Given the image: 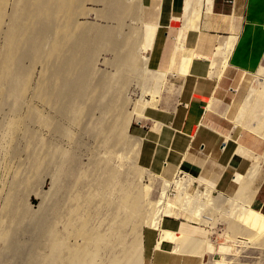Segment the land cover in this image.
I'll return each mask as SVG.
<instances>
[{
	"label": "rangeland",
	"instance_id": "rangeland-1",
	"mask_svg": "<svg viewBox=\"0 0 264 264\" xmlns=\"http://www.w3.org/2000/svg\"><path fill=\"white\" fill-rule=\"evenodd\" d=\"M13 1L14 2L11 4L12 0H8V3H7L8 8L6 7L5 11H4L6 18H4V20L2 21L5 23H1V25H0V26H2L1 29L4 30V31H2L0 29V32L2 31L1 32L2 34L0 33L1 34L0 35V51L2 50V47L4 44L2 42V40L5 39V37H4V39H3V37H1L3 35V33L5 34V32H6V30L4 28L8 29L9 25L12 23V21L15 22L14 20L18 19L20 22H22V20H20L19 18L24 16L23 14H24V12L26 13V11L27 12L30 11V13H26L28 16H30V17L32 16V18L28 17V18H30V20H32L33 17H34V19L38 17L39 20L35 19L36 21L30 22L31 24H29V25L27 23L29 28L26 27L27 25L25 26V23H26V21H30V20H28V18L25 20V22L23 20L24 23H22L21 25H24V27L26 29L24 27H22L21 29L24 28L23 31L25 32L28 28V30H27L28 32H26L27 36L24 34L25 35V37H24V35H23L24 39L21 42V44H20V42L17 44V45H19V47L16 46L17 51L15 49V54H16L14 56L15 61L13 60V62H15V63H13V65L15 64L16 66L12 65L11 66L12 69H10V72L13 71L12 72L13 74L8 75V77H11V78H8V77H7V79L4 78L5 80L1 79L3 77L0 78V134H2V135H0V264H46V261H44V260L47 259V257L50 255L49 253L51 252L50 251L51 248L49 246L50 245L49 244L50 237H48V235H50L51 232L52 233L55 232L56 238L61 239V241H63V242L66 241L64 243L65 245L71 246V245L75 244L76 242H77L76 244H78V243H80L81 238L78 239L79 237L76 236L77 234H75V232H76L77 226L79 225V223H78L79 219L84 218V219H87L86 221L89 224L88 225L89 229H92L94 231L100 230L99 233L107 234L108 231L107 230L105 231V229H107V226H108V228L111 227L110 225L115 226V224H113V223L111 224V222H112V220H114L117 217V215H119V212L117 213V211H114V209H115L114 204L117 201V199L119 198L118 196H120L119 194L121 193V189H125V186H127L132 191L133 190L137 191V190L141 189V186L148 185L149 184L148 182L150 181V184L148 186H150L151 190L146 195V197H147V198L145 197L146 200H144L145 199L144 198V199H142V202H144L143 204H146L148 197L150 198L149 199L150 201H153L152 200L153 197H154V199H156V197H157L156 195H158V192L160 190V187H159L160 182L157 181V179H150V172L149 171L154 169L153 166L160 165L159 161L154 162V160L165 158L164 156H165L166 146H163V145H165L164 143H166V141H169V140L167 138L166 139H158L157 138L159 136L156 135L153 131L154 129H152L153 128L152 120H156L158 122L164 123L165 125L171 127L169 125V122L171 121L172 115H173V113H175V109H176V107H178V103H180V104L183 103L185 97L187 96V92H186V90L183 86V82L179 76H177V75L166 76V78L164 80V84L161 87V89H163V90L160 91V95H159L160 98H158L157 109L156 108L155 109H149L148 108L145 111V115L147 116L148 119L132 118V120H130L129 126L126 128V131H125L126 137L125 136L124 137L126 138L125 139L126 141L123 139L124 142L120 140L121 142L118 141L120 143H118V142L112 143V142H116L115 140L111 141V139L114 138L113 131L108 132V130H106L107 131L106 132L104 129V131H103L104 135L103 134L101 135L103 129H101L99 126L102 124L101 125L102 127L105 125L107 128V126L109 127V125H113L115 122H116V124H118L119 119H118V117L116 118L117 115H115V114L117 112H118L117 114H119V111H122V110L124 112H128V111L132 110L133 101L136 100L137 98H139L140 91L145 89L144 88L145 84H146L145 87L147 88V85L149 87L151 82H150V80H148L150 78V76H148L147 74L144 75V77H143V76H138V75H141L138 72H135V73L134 72H128L127 73V72L121 71L122 70L121 68H118L116 70V68L119 67L120 56L123 54L124 49H123V51H122V49L120 50V51H122V54L120 53V55H119L118 54L119 49H118V51H116V49L114 47V43L116 44V42L112 41L111 37H113L114 31L117 33L119 31L118 35H120L121 37L124 38L125 37L124 34H126L125 32H128L127 28H129L131 26H132V28H133V26H134V28H138L139 26L137 25L135 27V25L130 24V20H129L130 16L128 14H126L129 16L128 18L123 15L125 18H122V19H124V20H122L120 17L119 18L117 17L119 19V22H120V20H121V22H124V23H122V24H124L123 26H122L121 22L118 26L117 18L115 16H112V14H110L111 9H112L111 6L113 4L110 6V3L108 4L109 1L103 0L104 1L103 2L100 0L99 1L96 0V2H95V0H83V1L79 0L80 4H81L80 7H79L80 4H78L79 2L75 1L74 5H73V9H72V11L75 14L73 15V12H72V17L69 20V24H66V26L68 25L67 29L70 30L72 27V30L71 31L66 30L68 33V37L66 36L67 34H64L66 37H64V35H62L64 38L61 36L62 40H61V37H60V39H58V41L59 40L60 41L59 42L57 41V42H58V45L59 44L61 45V47H60L61 50H60L58 55H55V57H53L54 59L51 58V60H50L48 58L45 59V56L42 55L44 53H41L40 50L43 49L42 52H44V50L46 51V48L48 47V44H49L48 40L50 37L49 36L50 33L47 32V30L51 31V28H53L54 26H55L54 28H56L58 23L60 24L63 21V20L61 21V19L60 20L58 19L59 17L61 18V16H59L56 19H58L61 22H57V25L55 24L53 26L54 21L56 19H55V17L53 19L51 17H49L50 16V14H49L50 13V7H47V8L45 7V6H49L55 0L54 1L53 0H51V1L47 0L46 4L44 3V5H43L44 9L46 8L47 11L49 12L48 13L49 15L48 16L46 15L47 17L44 16L45 13L43 16L39 15V16L35 17L34 13H33L34 10H32V7L34 9L35 6H36L35 9H37L38 7L36 4H38L39 2L41 3L42 0L41 1L36 0V2H35V0L34 1L32 0L33 2L31 0H28V1H30L29 3L27 2V5H26L28 7L25 6L27 9L26 8L22 9V10H26V11H22V10L19 11L20 6H21L20 4H22V3H20V2H22L21 0H20V2H18L17 0H16L17 2L15 0H13ZM117 1H119V0H115L114 2H117ZM121 1H122L121 3L123 5H125L124 4L125 0L124 1L121 0ZM130 1H128V2L130 3ZM152 1H154V0H152ZM133 2H135V0H132L131 3L133 4ZM141 2H142L141 3L142 4L141 5V22L144 25L145 24L144 12H145L146 8L148 7V3L149 2L151 3V0H141ZM30 3L31 4L33 3L32 6H30L31 5ZM154 3L150 8H152V9L156 8L157 2H154ZM13 4H14V7L12 6ZM34 4H35V6H34ZM39 4H38V6H39ZM238 4H240V3H238ZM82 5H83V8H81ZM11 6H12V8H11ZM51 6H53V5H51ZM17 7H18V9H17ZM11 10H12V12H14L12 14L13 15L15 14V16H18V15H16L18 12L20 13L22 11V13H20L18 18L16 19V18H13L15 16H12V14H10ZM17 10H18V12H17ZM31 13H33V15H31ZM9 14L12 17H10ZM5 16H3V17H5ZM40 16H41V18H40ZM109 16L111 18H109ZM7 18H9V19H7ZM21 19H23V18H21ZM8 20H11L9 22L10 24L7 23ZM18 20H17V22H18ZM58 20H56V21H58ZM39 22H40V24H39ZM73 23H76V27L73 26L74 25ZM5 24L8 25V27H5L6 26ZM13 25H14V23L12 24V26L10 25L11 29L13 28ZM30 25H32V26H30ZM84 25L85 26L87 25V26L85 27ZM104 28H106V30ZM112 28H114V29H112ZM44 29H45V31H44ZM29 31L31 32V34ZM118 35L115 34L116 37ZM120 36H118L117 38L120 39L121 38ZM40 37H42V38H40ZM123 38H121V39H123ZM132 38H134L133 40H135V41L137 39L134 36ZM132 38H131V41H132ZM63 39H65V40H63ZM83 39H84V41H83ZM121 39H120V41H121ZM81 40L83 41L84 44L82 43ZM62 41H64V42H62ZM40 42L43 43L42 44L43 46L41 45ZM33 43H34V45H33ZM74 43H76V44H74ZM117 43H118V41H117ZM128 44L130 45L129 41H128ZM20 45H22V46L20 47ZM36 46L38 47L37 49L39 51H37V49L33 50L34 48H36ZM39 46L41 49H39ZM44 46H45V48H44ZM58 50H59V48H58ZM19 51H20V53H19ZM1 53L2 52H0V58H1ZM82 53H84L85 56ZM39 54H40V56H39ZM138 54H139V56L145 57L146 49H143V48L140 49L138 51ZM82 55L84 58L82 57ZM42 56H43L44 60H43V58H41ZM87 56H88V59H87ZM37 57H39V58H37ZM90 59H91V61H90ZM31 60L34 61L35 63L31 62ZM52 61H54V62H52ZM91 66H92V68H91ZM26 69H28V70H26ZM41 69L43 71H41ZM59 69H60V71H59ZM38 72H39V74L40 73L43 74L42 77H40L41 74L38 75ZM108 72H110V73H108ZM91 75H93V76H91ZM110 75H112V76H110ZM23 76L27 80L26 81L27 85L25 84L26 85L25 91H24V89L21 90V88H20L21 85H19L21 80H25L23 78ZM107 76H109V77L106 78ZM17 77H19V78H17ZM28 77L30 78V80ZM252 79L253 78H251V80ZM36 80H37V82H36ZM67 81L68 82L70 81V82L68 83ZM50 83H52V84H50ZM87 84H89V86ZM16 85H18V87ZM37 85L39 87H37ZM61 86H63V87H61ZM248 86H249V84L247 85L246 89L248 88ZM40 87L43 90V92L46 93L47 95L46 94L39 95V94L43 93L41 90L39 92ZM120 88H121V90H120ZM141 88H143V89H141ZM176 88L177 89L180 88V90H178V93H176ZM36 89H37V91H36ZM21 91H23L22 94L20 93ZM55 91H57V92H55ZM18 92H19V96H18ZM37 92H39V94ZM115 93H116V95H115ZM35 94H37L39 96V98H38V96H35ZM82 94H84V95H82ZM42 96H43V98L46 97L45 100L48 102H46L44 100L42 101V99H43ZM30 97L32 99H30ZM40 98H42V99H40ZM116 98H117V100H116ZM148 98H149L148 96L145 97V99H148ZM17 101H18V103H17ZM256 101L258 102V107H257L258 110H257L256 114L252 115V117H251L253 122H251V119H250L246 124H244L243 127H241V128L239 127L237 129V131H234V133H237L240 130V131L248 133V135H250L255 141H257V142L260 141V142L264 143V137H262V135L264 136V98L261 95H259L256 98ZM90 102H92V103H90ZM123 102H126V103L128 102V103L126 104ZM82 103H84V104H82ZM118 103H119V105H118ZM121 104H122V106H121ZM123 106H125V107H123ZM117 107L119 108V110ZM33 108L35 110L37 109V111H35L37 114H38V110L40 109L39 114L45 115L44 118L42 117V121L40 123L36 122L38 118L36 117L37 114L35 115ZM111 109L113 110V113L111 112ZM89 111H91V113ZM85 112H86V114H85ZM113 117H115L116 120ZM14 118L19 119V121H18L19 124H18V122H16V126H18V127L16 128L15 126L12 125L11 126L12 130H11L10 125L8 126V123L11 119H14ZM60 118H61V120H60ZM111 118H113V119H111ZM43 119H45L46 122ZM104 120H105V122H104ZM109 121H110V123H109ZM42 122H43V124H41ZM85 123H87V124H85ZM84 126H86V127H84ZM28 127H29V129H28ZM13 129H14V131H13ZM99 130H101V132ZM97 131H98V133H100L98 136H97ZM105 132H106V134H105ZM93 133H94V135H93ZM108 133H110V134H108ZM67 136H68V138H67ZM110 136L112 138H110ZM128 138H129V140H128ZM232 139H234V138H232ZM132 140H133V142H132ZM137 140L139 141V143ZM102 141H103V144H102ZM106 141H108V142H106ZM105 142L107 144H105ZM52 143H54V144H52ZM104 144H105V146H104ZM106 149L109 151L114 150L115 152L113 151V152H111L112 153L111 154ZM131 150L132 151L134 150V151L132 152ZM107 152H109V153H107ZM42 153H43V156H42ZM97 153H98V155H97ZM137 153L139 155H137ZM102 154H106V155H102ZM107 154L110 156H108ZM117 154H118V156L115 157ZM248 156H249V159L247 161L248 163L246 164L247 166L249 163L252 162V157H254L253 162L255 160V164L258 165L256 175H255V179H254V182L252 185L254 188L257 187L258 189H257V192L255 194V198H254L253 202L251 203V207L255 210H260L262 213H264V204H263V202H264V160H263L264 159V150H263V152H260L257 154L253 153V156L252 155H248ZM108 157L110 159L111 158L112 159L108 160L109 159ZM127 157H129V158H127ZM227 157H228V154L223 155V158H227ZM256 157L258 159H255ZM88 158L90 159V161L87 160ZM152 159H153V163H152ZM108 161H109V163H108ZM102 162L104 164L106 163L105 165H107V166L104 167L105 165ZM100 163H102V164L100 165ZM31 164H33V165H31ZM251 165L252 164H250V167H251ZM96 168H97V170H96ZM100 168L108 170V171H106V174H105V171L104 170L102 171ZM135 168H137V169H135ZM155 168L158 169L157 167H155ZM112 170L113 171L116 170L117 173L113 172ZM119 170L120 171L124 170V173L122 172V174H121V172ZM77 171H78V173H77ZM100 171L103 174L100 173ZM159 171H160V168H159L158 172H155V173H159ZM109 172L110 173L113 172V176L116 175V177L118 176L119 179L115 178V177L112 178V176L110 175ZM127 172H129V173H127ZM135 172H137V173L135 174ZM217 172L218 171L215 170L216 174H217ZM88 173H89V175H88ZM215 173H211L210 175L208 174L207 176L202 173V175H204L203 176V182L205 183L204 185L199 184L196 180H192V182H189V176L185 175L183 172H180V171L175 172L174 180H179L185 184L187 182V184L185 186L186 192L191 197H195L193 195L197 194L198 191L203 192V190H205L204 189L205 185L208 188L212 189L210 191L211 193H209L208 199L209 200L210 199L216 200L215 204L217 202L220 207H218V204H217V207H213V206L211 207V205H210V207H209L210 209H208V210L212 211V212L209 213V216H207L208 218H206L207 214L204 216V218L206 220L208 219L207 222L210 221L216 225L212 224L213 226L211 225L212 227H210L209 224L198 225L195 223L187 222V221H185V217L183 214H181L180 216L179 215L176 216V212L180 213V211L176 210V207H175L176 205L173 208L174 210H172V212H173L172 217H167V218L171 219V220H175V221L182 220V221H185L187 223L194 224V225H196V227H198L201 234H203V235H200L198 237L204 238L205 240H207L205 242H208V243L205 245L209 244V247L208 246H206V247L202 246L203 248H206L208 250H206V249L203 250L204 253H202L203 255H202V257H200V259H199L200 262L198 264H212V263L213 264H255V263L256 264H264V256H263L264 255V235L263 234L259 235L263 239H261L256 234L254 235L252 233V235H251V232H253V229L251 228V230H250V228H249V230H247V228L245 227L247 225L243 224L242 222H240V224H237V223H239L238 222L239 220H236L237 218L235 217L237 212L235 211L236 214H234V210H236L238 208V206L239 207H240V205L242 206L241 200H238V201L233 200L234 199L233 193H234V190L236 188V183H237L238 179L241 177V175L237 176L236 179L226 189V191L223 192V190L220 189L221 184L216 186L215 183L211 182L209 179L212 177L216 178L217 176ZM79 174H81V175H79ZM242 174H244V173H242ZM245 175L247 176V178L245 180L246 183H245V185H243L242 190L240 191V192H242L243 196H244V191L247 187V184L251 178L249 174L245 173ZM76 176L80 179H78ZM102 176H104L106 179L103 178ZM106 176H108L109 178L111 177L110 183H111V187L112 188L114 187V190L111 187L106 188V185H105V184H107L106 180L109 179ZM133 177L135 178V180ZM87 178H89V179H87ZM98 178L102 179L103 181L98 179ZM131 178H133V179H131ZM92 179L93 180L95 179V180L93 181ZM114 179L116 181L119 180L120 182L118 181L119 183L117 184V182ZM99 180L103 183L105 182L104 186L102 185L104 188L101 185H99L100 184ZM112 180H114V182H112ZM109 181H110V179L108 180V183H109ZM152 182H153V184H152ZM156 182H157V184H156ZM126 183L129 185H127ZM137 183H139V184H137ZM81 184H85L86 186L81 185ZM172 184H170L169 187L167 188L169 190H166V198H168L169 202H172L173 197L176 196V190L174 191V189H176V186L174 183H172ZM226 184H227V182H226ZM80 185L82 186V188ZM108 185L110 186V184H107V186ZM87 186H88V188H87ZM119 186H121V187L119 188ZM139 186H140V188H139ZM157 186L159 188H157ZM100 187H102V188L100 189ZM128 188H126V189H128ZM136 188H138V189H136ZM85 189H86V192H85ZM100 190H103V192ZM118 190H120V192ZM78 191L80 192V194L81 193L82 194L81 195L78 194L79 193ZM89 191H91L93 194ZM96 191H98V192L100 191L102 193V194L100 193V195L102 197L101 199H100L99 194H96V197H94L95 193H98ZM84 192L89 193V197H88V194H84ZM105 192L106 193L109 192L110 195H109V193L106 194ZM90 193H91V195H90ZM174 194H175V196H174ZM76 195H77V197L80 195V197L77 198V197H75ZM92 195H93L94 199L91 198ZM107 196H109L108 200L106 199ZM104 197H105V201L103 199ZM96 198H97V200H96ZM230 198H231V201H230ZM83 199H85V200H83ZM102 199H103V201H102ZM109 199H110V202H109ZM217 199L219 202L217 201ZM69 200H71L72 202ZM75 200H77V201L79 200V201L76 202ZM106 200H107V202H106ZM73 201H75V203ZM82 201H84V203ZM104 202H106L107 204L110 203L114 209L111 208L110 204H109V206H106L107 204H105ZM210 202L211 201H209V204L212 203V202L211 203ZM87 203H88V205H87ZM71 204H73V205L71 206ZM74 204H76V205H74ZM262 204H263V206H262ZM89 205H92V206L90 207ZM236 205H238V206L236 207ZM87 206H89V208H87ZM143 206H145V205H142V208H143ZM71 207H73V208H71ZM78 207H80L79 208L80 210L78 209L79 212L76 210L78 212V213H76L74 209H77ZM83 207H86V209ZM94 207H97V208H95L96 210H94ZM99 207H101V210ZM107 207H108V209H106ZM146 207L147 208H145V209L143 208L144 209L143 211L149 212L150 208L148 209V207H150V206H147V204H146ZM71 210H72V213H71ZM106 210H108V211H106ZM238 210H239V208L237 209V211ZM82 211L84 214L82 213ZM112 211H114L113 213H116V216H115V214L113 215ZM106 212H107V215L111 214L109 216L111 218H109L106 215ZM144 212H143L142 216H144V214H145ZM238 213H239V211H238ZM71 215H74V216H71ZM86 215H87V217H86ZM145 215H147V214H145ZM42 216H44V217H42ZM114 216H115V218L113 219ZM95 217H97V218H95ZM104 217H105V219H104ZM146 217L147 216H145L144 218H146ZM227 217H229V218H227ZM44 218L46 219V221ZM88 218H89V220H88ZM167 218L163 217L161 222H160V225L165 229H167L166 228L167 226H166V224L163 225V222L166 223L165 220H168ZM66 219H68V220H66ZM70 220H72L71 223H73L72 227L70 226L71 224L69 223ZM94 220H95V224H93ZM90 221H92V222H90ZM107 221H108V224H107ZM232 221H234V222H232ZM235 221H236V223H235ZM229 222H230V224H229ZM63 223L65 224V226ZM76 223H78V224H76ZM102 223H104V224H102ZM67 224H68V226H67ZM231 224L233 227L238 226V225H239V228L242 227L241 230L243 233H241L240 236L234 235L235 233L231 232V228H232ZM235 224H237V225H235ZM241 224H242V226H240ZM230 226H231V228H230ZM75 227H76V229L73 230L72 228H75ZM94 227L97 229H94ZM168 227H170V226H168ZM208 227H210V228H208ZM49 228H50V231L52 230L51 232L49 231L50 234L47 232L49 230ZM137 228H139L138 231L134 230L131 225L124 226L122 228V233H121V236L125 235V237L122 238L123 242L121 241L123 243V245L115 242V244L113 246H114V248H116L115 247V245H116L117 248L115 250L111 249V251H110V252H112L111 254H110L109 250L107 249L108 250L107 251L104 246L103 247L99 246L98 252L99 251H100L99 253L103 252V254L97 253V257L99 258L98 263H100V262L102 264L107 263V261H109V258L112 257L113 255H114V257L115 256L119 257V254H120L122 248L126 247V245L129 246V244H131L132 241L135 239V236L137 234H134V233H137V232L140 233L141 232L140 237L142 239L141 238L140 239L142 240V242H141L142 246L140 245L141 246L140 248H142L143 250L141 249L142 253L139 254L140 255L139 258L140 257H141V259L145 258L144 264H149V263L150 264H167L164 257L160 260L159 259H153V258H148L144 253L146 251V243H144L145 247L143 248V234L146 231L153 233L154 237H157L156 238V242H157V240L159 238V232L155 229L147 228L143 224L142 225L140 224V226ZM62 229H63V231H65L64 234H63ZM71 230L74 232H72ZM103 230L105 232H103ZM169 230L172 232H176V230L171 228V227L169 228ZM245 231L247 234L245 233ZM68 232H69V234H68ZM181 233H183V232H181ZM70 234L72 235L71 236L72 238L70 237ZM248 234H249V236H248ZM68 235H69V238H68ZM250 235L253 237H251ZM201 236H203V237H201ZM73 238H74V240H73ZM67 240H70V241H68V243H67ZM153 241H154V239H152V241L149 242L150 245ZM124 242H125V244H124ZM161 242L162 243H164V242L173 243V241L171 242L170 240H162ZM162 243H161V245H162ZM173 244L175 246V243H173ZM144 249H145V251H144ZM257 249H259V250H257ZM61 250H60V252L61 253L63 252L61 256H63V258L66 259V254L67 255L69 254L67 249H66L67 253L65 252V248H62ZM259 252H261V253H259ZM105 253H106V255H104ZM116 253L117 254L119 253V254L117 255ZM64 254H65V256H64ZM33 255H35L36 257ZM164 255H167V254L165 253ZM40 259L41 260L43 259V260L41 261ZM163 259H164V261H162ZM33 260H35V261H33Z\"/></svg>",
	"mask_w": 264,
	"mask_h": 264
},
{
	"label": "bare ground",
	"instance_id": "bare-ground-1",
	"mask_svg": "<svg viewBox=\"0 0 264 264\" xmlns=\"http://www.w3.org/2000/svg\"><path fill=\"white\" fill-rule=\"evenodd\" d=\"M16 1V0H15ZM18 2H20V0H17ZM16 1V2H17ZM22 2H20V3H22V4H20L21 6H20V9H19V11L20 10H22V9H25L26 7H28V6H26L27 5V2L29 3L30 1H28V0H21ZM32 1V0H31ZM34 1V0H33ZM32 1V2H33ZM38 1V0H37ZM39 1H41V0H39ZM46 1L47 0H42V2L39 4L38 2V4H39V6H38V4H36L37 5V9H35L36 8V6H35V4H34V6H35V8L33 9V7H32V10H34L33 11V13H34V16L35 17H37V16H39V15H41V16H43L44 15V13H45V15L44 16H48L49 14H50V16L49 17H51L52 19L55 17V19L56 18H58L59 16H61V18L59 17L58 19L60 20L61 19V21H59L58 19H56V20H58V21H54V24H53V26L56 24L57 25V22H61L60 24L58 23V25L56 26V28H51V31H48L47 30V32H49L50 33V37H49V40H48V47L46 48V51L44 50V52H42V50L43 49H41L40 48V46H39V49H41L40 51H41V53H44V54H42V55H44L45 56V59L46 58H48V59H50L51 60V58H53V57H55V55H58L59 54V52H60V50H61V45L59 46L58 45V42L60 41H58V39H60V37L62 36V35H64V34H67L66 36L68 37V33H67V31L66 30H68L67 28H68V25L66 26V24H69V20H70V18L72 17V9H73V5H74V3H75V1L77 2H79L78 4H80V1L79 0H53L54 2L53 3H51L49 6H45L46 8L47 7H50V13L47 11V9L45 8L44 9V3L46 4ZM51 1V0H50ZM83 1V0H82ZM99 1V0H98ZM100 1H103V0H100ZM106 1H109L108 2V4L110 3V6H111V12H110V14H112V16H115L116 18L118 17H120L121 19L122 18H125L124 16H126L127 18L130 16V24L131 25H135V27L138 25L139 27L138 28H134V26H133V28H132V26L131 27H129V28H127L128 29V32H125L126 34H124V38L123 37H121L120 35H118V33H119V31H118V33L117 32H115L114 31V34H113V37H111L112 38V41H114V42H116V44L114 43V47H115V49H116V51H118V49H119V51H118V54L120 55V53L122 54V51H123V49H124V51H123V54L120 56V60H119V67H117L116 68V70L118 69V68H121L122 70L121 71H124V72H138V73H140L141 75H138V76H143L144 77V75H148V76H150V78L148 79V80H150V82H151V84L149 85V87H148V85H147V88L145 87L146 86V84H145V86H144V88L145 89H143V88H141V89H143L142 91H140V94H139V98H137L136 100H134L133 101V103H132V105H133V108H132V110H130V111H128V112H124L122 109V111H119V114H115V115H117L116 116V118L118 117V119H119V121H118V124H116V122L113 124V125H109V127L107 126V128H106V126L104 125L103 127L100 125L99 127L101 128V129H103L102 130V133H101V135L104 133L103 131H104V129H105V131L106 130H108V132H112L113 131V134H114V138L113 139H111V141L112 140H115L116 142H112V143H117L118 141H123L124 142V140L126 139L125 137V131H126V128L129 126V124H130V120H132V118H135V119H140V118H142V119H148L147 118V116L145 115V111L149 108V109H157V103H158V98H160L159 97V95H160V91L161 90H163V89H161V87L163 86V84H164V80H165V78H166V76H168V75H172V74H170L169 72H167V71H163V70H158V69H150V68H148V66H147V59L148 58H146V56L144 57V56H139V54H138V51L140 50V49H145V46L147 45V43H148V31H146L145 29V24L143 25V23L141 22V0H135V2H133V4L131 3L132 2V0L130 1V0H123L124 2V4L125 5H123L121 2V0H119V1H117V2H114L115 0H106ZM128 1H130V3L128 2ZM14 1L12 0V2H11V4L13 3ZM15 2V3H16ZM35 2H36V0H35ZM49 2V1H48ZM85 2V1H84ZM94 2V1H93ZM95 2H96V0H95ZM94 2V3H95ZM104 2V1H103ZM7 3H8V0H0V25H1V23H5V22H2L3 20H4V18H6V16H5V14H4V11H5V8L7 7ZM55 3V4H54ZM107 3V2H106ZM19 4V3H18ZM31 4V3H30ZM33 4V3H32ZM32 4L30 5V6H32ZM29 5V4H28ZM51 5H53V6H51ZM84 5V4H83ZM83 5H82V7L81 8H83ZM13 7H14V4L12 5ZM12 6H11V8H12ZM16 6V5H15ZM18 6V5H17ZM26 6V7H25ZM77 6V5H76ZM81 6V4L79 5V7ZM8 8V7H7ZM77 8V7H76ZM109 8V7H108ZM17 9H18V7H17ZM27 9V8H26ZM78 9V8H77ZM29 10V9H28ZM31 10V9H30ZM76 10V9H75ZM82 10V9H81ZM22 11H26V10H22ZM22 11L20 12V13H22ZM78 11V10H77ZM17 12H18V10H17ZM76 12V11H75ZM85 12V11H84ZM12 13H14V12H12V10H11V12H10V14H12ZM19 12L16 14V15H18L19 16V14H20ZM26 13H30V11L29 12H27L26 11ZM25 12H24V16H22L21 18H23V19H21V18H19L20 20H22V22H20L17 18H18V16H15V14L13 15L12 14V16H15V17H13V18H16L17 20H18V22H17V20H14L15 22H13L12 21V23L10 24L9 22L12 20L11 18V20H8L7 21V23L8 24H10L11 26H12V24L14 23V25H13V28L11 29V26L9 25V30L7 29V28H4L5 30H6V32H5V34L3 33V35L1 36V37H3V39H4V37H5V39L4 40H2V42L4 43H2L3 44V47H2V50L0 51V52H2L1 53V60H0V78L1 77H3V78H1V79H3V80H5V79H7V77H8V75H10V74H13L12 72H10V69H12L11 68V66L13 65V63H15V62H13V60L15 61V49H16V46L17 47H19V45H17L19 42H20V44H21V42L23 41V39H24V37H25V35H26V32H28L27 30H28V28H29V24H31L30 22H34V21H36L35 19H37V20H39L38 19V17L37 18H35L34 19V17H33V19L32 20H30V18H32V16L30 17V16H28L27 14H26ZM33 13H31V15H33ZM47 13V14H46ZM49 13V14H48ZM82 13V12H81ZM80 13V14H81ZM9 14V15H10ZM75 13L73 12V15H74ZM77 14V13H76ZM126 14H128V15H126ZM27 15V16H26ZM124 15V16H123ZM3 16H5V17H3ZM11 15H10V17H12ZM21 16V15H20ZM41 16H40V18H41ZM46 16V17H47ZM111 16V15H110ZM109 16V18H111ZM210 16H212V11H211V0H182V4H181V24H180V27L181 28H183V29H185L186 31H197L200 27H199V25L201 24L200 22H201V20H202V18L203 17H210ZM28 17H30V18H28ZM45 17V18H46ZM28 18V20H30V21H26V23H25V26L27 25V23H28V25L26 26V27H28L27 28V30L24 32L23 30H24V25H21L22 23H24L25 22V20ZM108 18V17H107ZM117 18V21H118V26H119V24H120V22H121V20H120V22H119V19ZM7 19H9V18H7ZM43 19V18H42ZM50 19V18H49ZM115 19V18H114ZM221 19L224 21V22H226L227 23V25H228V30L229 31H231V33H229V35L228 36H225V37H223V38H221V40L217 43V45H216V47H215V49H214V56H213V58L215 59H221V64H220V67L218 66V68H217V70L218 71H220L221 69L220 68H222L223 67V65H224V63H225V61L227 60V57H228V55H229V53H230V51H231V49H232V47H233V45H234V43H235V40H236V37H237V29H238V26H239V18L238 17H236V16H229V17H226V16H221ZM23 20H24V22H23ZM122 20H124V19H122ZM128 20V21H129ZM41 21V20H40ZM42 23V22H41ZM53 23V22H52ZM51 23V24H52ZM122 23H124V22H121V24ZM218 23V22H217ZM39 24H40V22H39ZM74 25V27H76V23H73ZM6 25V24H5ZM4 25V26H5ZM38 25V24H37ZM88 25V24H87ZM86 25V26H87ZM124 24H122V26H123ZM147 25H149V24H147ZM154 25V24H153ZM30 26H32V25H30ZM50 26V25H49ZM70 26V25H69ZM85 26V25H84ZM85 26V27H86ZM126 26V25H125ZM201 26V25H200ZM5 27H8V25H6ZM22 27H24L23 29H21ZM52 27V26H51ZM84 27V28H85ZM89 27V26H88ZM104 27V26H103ZM2 28V26H0V29ZM20 28V29H19ZM46 28V27H45ZM107 28V27H106ZM106 28H104L105 30H106ZM121 28V27H120ZM26 29V28H25ZM90 29V28H89ZM112 29H114V28H112ZM139 29V30H138ZM2 30V29H1ZM42 30V29H41ZM72 30V27H71V29L70 30H68V31H71ZM74 30V29H73ZM97 30V29H96ZM108 30V29H107ZM2 31H4V30H2ZM1 31V32H2ZM18 31V32H17ZM34 31V30H33ZM43 31V30H42ZM44 31H45V29H44ZM103 31V30H102ZM0 32V33H1ZM30 32V31H29ZM66 32V33H65ZM105 32V31H104ZM79 33V32H78ZM2 34V33H1ZM0 34V35H1ZM25 34V35H24ZM30 34H31V32H30ZM34 34V33H33ZM36 34V33H35ZM41 34V33H40ZM47 34V33H46ZM97 34V33H96ZM115 34H117L118 36H120L121 38H123V39H121V41H120V39H118L116 36H115ZM122 34V33H121ZM23 35H24V37H23ZM37 35V34H36ZM101 35V34H100ZM99 35V36H100ZM150 35H152V33L150 34ZM27 36V35H26ZM34 36V35H33ZM32 36V37H33ZM43 36V35H42ZM65 35H64V37H66ZM82 36V35H81ZM84 36V35H83ZM90 36V35H89ZM98 36V35H97ZM136 37L137 39H136V41L135 40H133L134 38H132V37ZM63 37V36H62ZM62 37H61V40H62ZM63 37V38H64ZM20 38V39H19ZM35 38V37H34ZM40 38H42V37H40ZM81 38V37H80ZM79 38V39H80ZM93 38V37H92ZM118 40H117V39ZM131 38H132V41H131ZM22 39V40H21ZM31 39V38H30ZM48 39V38H47ZM82 39V38H81ZM86 39V38H85ZM21 40V41H20ZM34 40V39H33ZM39 40V39H38ZM63 40H65V39H63ZM37 41V40H36ZM40 41V40H39ZM58 41V42H57ZM80 41V40H79ZM82 41V40H81ZM83 41H84V39H83ZM83 41H82V43H83ZM117 41H118V43H117ZM128 41H129V43H130V45L128 44ZM45 42V41H44ZM62 42H64V41H62ZM78 42V41H77ZM25 43V42H24ZM41 43V42H40ZM61 43V42H60ZM73 43V42H72ZM86 43V42H85ZM43 43H41V45H42ZM74 44H76V43H74ZM84 44V43H83ZM33 45H34V43H33ZM38 45V44H37ZM78 45V44H77ZM22 45H20V47H21ZM43 46V45H42ZM59 46V47H58ZM63 46V45H62ZM75 46V45H74ZM35 47V46H34ZM33 47V48H34ZM38 47L36 46V48H34L33 50H35V49H37ZM44 48H45V46H44ZM58 48H59V50H58ZM84 48V47H83ZM68 49V48H67ZM73 49V48H72ZM71 49V50H72ZM122 49V51H120ZM21 50V49H20ZM24 50V49H23ZM83 50V49H82ZM16 51H17V49H16ZM37 51H39L38 49H37ZM35 52V51H34ZM73 52V51H72ZM19 53H20V51H19ZM39 53V52H38ZM37 53V54H38ZM40 53V54H41ZM62 53V52H61ZM36 54V55H37ZM40 54H39V56H40ZM82 54H84V53H82ZM89 54V53H88ZM32 55V54H31ZM53 55V56H52ZM62 55V54H61ZM78 55V54H77ZM20 56V55H19ZM81 56V55H80ZM79 56V57H80ZM84 56H85V54H84ZM23 57V56H22ZM30 57V56H29ZM50 57V58H49ZM82 57H83V55H82ZM36 58V57H35ZM37 58H39V57H37ZM41 58H43V56L41 57ZM84 58V57H83ZM92 58V57H91ZM54 59V58H53ZM63 59V58H62ZM87 59H88V56H87ZM37 60V59H36ZM35 60V61H36ZM43 60H44V58H43ZM38 61V60H37ZM62 61V60H61ZM60 61V62H61ZM64 61V60H63ZM90 61H91V59H90ZM216 61V60H215ZM31 62H34V61H32L31 60ZM52 62H54V61H52ZM85 62V61H84ZM214 62V61H213ZM213 62H210V65L213 63ZM219 63H220V61H218ZM17 63V62H16ZM35 63V62H34ZM44 63V62H43ZM50 63V62H49ZM67 63V62H66ZM87 63V62H86ZM92 63V62H91ZM214 63H216V62H214ZM213 63V65H215ZM32 64V63H31ZM40 64V63H39ZM77 64V63H76ZM218 64V63H217ZM15 65V64H14ZM13 65V66H14ZM50 65V64H49ZM62 65V64H61ZM16 66V65H15ZM18 66V65H17ZM71 66V65H70ZM93 66V65H92ZM92 66H91V68H92ZM226 66V65H225ZM25 67V66H24ZM60 67V66H59ZM217 66H215V67H213V68H216ZM14 68V67H13ZM72 68V67H71ZM43 69V68H42ZM41 69V71H43ZM47 69V68H46ZM56 69V68H55ZM62 69V68H61ZM65 69V68H64ZM90 69V68H89ZM223 69V68H222ZM26 70H28V69H26ZM54 70V69H53ZM115 70V71H116ZM217 70H215L216 72H218ZM17 71V70H16ZM31 71V70H30ZM40 71V70H39ZM59 71H60V69H59ZM63 71V70H62ZM103 71V70H102ZM210 71H212L213 72V69L211 70L210 69ZM22 72V71H21ZM58 72V71H57ZM70 72V71H69ZM84 72V71H83ZM90 72V71H89ZM117 72V71H116ZM115 72V73H116ZM72 73V72H71ZM108 73H110V72H108ZM41 74V76L40 77H42V73H40ZM39 74V72H38V75H40ZM70 74V73H69ZM103 74V73H102ZM216 75H217V73H215ZM215 74L213 75L212 74V76H214L215 77ZM218 74H219V72H218ZM28 75V74H27ZM74 75V74H73ZM94 75V74H93ZM93 75H91V76H93ZM114 75V74H113ZM173 75H175V74H173ZM185 75V74H184ZM22 76V75H21ZM30 76V75H29ZM34 76V75H33ZM61 76V75H60ZM110 76H112V75H110ZM177 76H180V77H185V76H182V75H179V74H177ZM211 76V75H210ZM26 77V76H25ZM39 77V76H38ZM53 77V76H52ZM66 77V76H65ZM98 77V76H97ZM100 77V76H99ZM109 76H107L106 78H108ZM142 77V78H143ZM146 77V76H145ZM217 77V76H216ZM5 78V79H4ZM8 78H11V77H8ZM17 78H19V77H17ZM23 78H24V76H23ZM29 78V77H28ZM45 78V77H44ZM48 78V77H47ZM62 78V77H61ZM81 78V77H80ZM253 79H252V82H251V84H250V86L248 87V90L246 91V95L244 96V98H243V100L241 101V104H240V106H239V108H238V110H237V112H236V114L234 115V118L233 119H231L232 120V123L234 124V125H236L237 127H242V125H243V122H244V120L246 119V117H247V115L249 114V112H250V110H251V108H252V106L254 105V102H255V98H256V96L259 94V95H261L263 98H264V69L263 68H259L257 71H256V73H254V75H253V77H252ZM21 79V78H20ZM25 80H21L20 81V84L19 85H21L20 86V88H21V90L22 89H24V91H25V86L27 85L26 84V78H24ZM39 79V78H38ZM41 79V78H40ZM59 79V78H58ZM29 80H30V78H29ZM52 81V80H51ZM145 81V80H144ZM7 82V81H6ZM11 82V81H10ZM36 82H37V80H36ZM45 82V81H44ZM68 82V81H67ZM70 82V81H69ZM68 82V83H69ZM84 82V81H83ZM2 83V82H1ZM19 83V82H18ZM29 83V82H28ZM60 83V82H59ZM109 83V82H108ZM26 84V85H25ZM40 84V83H39ZM43 84V83H42ZM41 84V85H42ZM49 84V83H48ZM50 84H52V83H50ZM61 84V83H60ZM148 84V83H147ZM65 85V84H64ZM84 85V84H83ZM86 85V84H85ZM88 86H89V84H87ZM101 85V84H100ZM108 85V84H107ZM9 86V85H8ZM17 87H18V85H16ZM67 86V85H66ZM77 86V85H76ZM79 86V85H78ZM110 86V85H109ZM116 86V85H115ZM10 87V86H9ZM37 87H39L38 85H37ZM51 87V86H50ZM56 87V86H55ZM61 87H63V86H61ZM70 87V86H69ZM97 87V86H96ZM100 87V86H99ZM67 88V87H66ZM83 88V87H82ZM16 89V88H15ZM19 89V88H18ZM30 89V88H29ZM39 89V88H38ZM47 89V88H46ZM49 89V88H48ZM60 89V88H59ZM58 89V90H59ZM84 89V88H83ZM88 89V88H87ZM105 89V88H104ZM110 89V88H109ZM11 90V89H10ZM9 90V91H10ZM40 90L43 92V90L41 89V87H40V89H39V92H40ZM61 90V89H60ZM85 90V89H84ZM120 90H121V88H120ZM19 91V90H18ZM36 91H37V89H36ZM77 91V90H76ZM90 91V90H89ZM39 92H37L38 94H39ZM55 92H57V91H55ZM118 92V91H117ZM21 94L23 93V91H21L20 92ZM64 93V92H63ZM85 93V92H84ZM87 93V92H86ZM97 93V92H96ZM99 93V92H98ZM2 94V93H1ZM4 94V93H3ZM43 94H46V93H41V94H39V95H43ZM105 94V93H104ZM132 94V93H131ZM47 95V94H46ZM45 95V96H46ZM58 95V94H57ZM82 95H84V94H82ZM115 95H116V93H115ZM118 95V94H117ZM18 96H19V92H18ZM35 96H38L37 94H35ZM44 96V97H45ZM53 96V95H52ZM68 96V95H67ZM149 97L148 99H145V97ZM22 97V96H21ZM47 97V96H46ZM46 97L45 98H43V96H42V98H40V99H42V101L44 100V101H46L45 99H46ZM125 97V96H124ZM37 98V97H36ZM38 98H39V96H38ZM37 98V99H38ZM53 98V97H52ZM100 98V97H99ZM30 99H32L31 97H30ZM36 99V100H37ZM96 99V98H95ZM115 99V98H114ZM34 100V99H33ZM116 100H117V98H116ZM128 100V99H127ZM132 100V99H131ZM58 101V100H57ZM71 101V100H70ZM90 101V100H89ZM125 101V100H124ZM46 102H48V101H46ZM52 102V101H51ZM65 102V101H64ZM17 103H18V101H17ZM42 103V102H41ZM40 103V104H41ZM90 103H92V102H90ZM123 103H126V102H123ZM128 103V102H127ZM126 103V104H127ZM130 103V102H129ZM45 104V103H44ZM43 104V105H44ZM48 104V103H47ZM50 104V103H49ZM82 104H84V103H82ZM30 105V104H29ZM63 105V104H62ZM67 105V104H66ZM113 105V104H112ZM118 105H119V103H118ZM124 105V104H123ZM114 106V105H113ZM121 106H122V104H121ZM79 107V106H78ZM88 107V106H87ZM103 107V106H102ZM123 107H125V106H123ZM31 108V107H30ZM35 108V107H34ZM33 108V109H34ZM38 108V107H37ZM81 108V107H80ZM93 108V107H92ZM115 108V107H114ZM118 108V107H117ZM87 109V108H86ZM94 109V108H93ZM9 110V109H8ZM28 110V109H27ZM40 110V109H39ZM39 110H38V114L35 112V111H37V109L35 110L34 109V112H35V115L37 114V123L39 122H41L42 121V117L44 118V116L45 115H42V114H39L40 112H39ZM49 110V109H48ZM104 110V109H103ZM118 110H119V108H118ZM117 110V111H118ZM85 111V110H84ZM126 111V110H125ZM90 113H91V111H89ZM111 112L113 113V110L111 109ZM33 113V112H32ZM31 113V114H32ZM109 113V112H108ZM107 113V114H108ZM85 114H86V112H85ZM93 114V113H92ZM104 114V113H103ZM24 115V114H23ZM83 115V114H82ZM109 115V114H108ZM112 115V114H111ZM21 116V115H20ZM85 116V115H84ZM92 116V115H91ZM2 117V116H1ZM4 117V116H3ZM35 117V116H34ZM63 117V116H62ZM46 118V117H45ZM113 118H115V117H113ZM113 118H111V119H113ZM116 118H115V120H116ZM21 119V118H20ZM34 119V118H33ZM95 119V118H94ZM110 119V120H111ZM117 119V120H118ZM8 120V119H7ZM45 122H46V120L45 119H43ZM60 120H61V118H60ZM68 120V119H67ZM72 120V119H71ZM76 120V119H75ZM19 121V119L18 118H14V119H11L10 121H9V123H8V126L10 125V129L12 130V128H11V126L13 125V126H15L16 128L18 127V126H16V122H18ZM34 121V120H33ZM43 121V122H44ZM50 121V120H49ZM100 121V120H99ZM43 122L41 123V124H43ZM44 122V123H45ZM48 122V121H47ZM104 122H105V120H104ZM107 122V121H106ZM112 122V121H111ZM152 122H153V128L152 129H154V131H156L157 132V130H158V128L161 126V124L162 123H160V122H158V121H156V120H152ZM99 123V122H98ZM109 123H110V121H109ZM18 124H19V122H18ZM17 124V125H18ZM85 124H87V123H85ZM6 125V124H5ZM45 125V124H44ZM73 125V124H72ZM89 125V124H88ZM90 126V125H89ZM7 127V126H6ZM51 127V126H50ZM65 127V126H64ZM84 127H86V126H84ZM98 127V126H97ZM169 127V126H168ZM4 128V127H3ZM15 128V129H16ZM43 128V127H42ZM82 128V127H81ZM28 129H29V127H28ZM37 129V128H36ZM93 129V128H92ZM3 130V129H2ZM7 130V129H6ZM48 130V129H47ZM88 130V129H87ZM97 130V129H96ZM13 131H14V129H13ZM23 131V130H22ZM30 131V130H29ZM92 131V130H91ZM100 132H101V130H99ZM159 131V130H158ZM25 132V131H24ZM55 132V131H54ZM107 132V131H106ZM106 132H105V134H106ZM12 133V132H11ZM10 133V134H11ZM66 133V132H65ZM86 133V132H85ZM54 134V133H53ZM58 134V133H57ZM100 133H98V131H97V136L99 135ZM108 134H110V133H108ZM0 135H2V134H0ZM13 135V134H12ZM56 135V134H55ZM66 135V134H65ZM93 135H94V133H93ZM96 135V134H95ZM104 135V134H103ZM69 136V135H68ZM68 136H67V138H68ZM125 136V137H124ZM194 136V135H193ZM93 137V136H92ZM106 137V136H105ZM108 137V136H107ZM128 137V136H127ZM262 137H264L263 135H262ZM261 137V138H262ZM2 138V137H1ZM10 138V137H9ZM104 138V137H103ZM110 138H112L111 136H110ZM6 139V138H5ZM71 139V138H70ZM105 139V138H104ZM124 139V140H123ZM37 140V139H36ZM47 140V139H46ZM58 140V139H57ZM98 140V139H97ZM128 140H129V138H128ZM195 140V139H194ZM200 140V139H199ZM199 140H198V143H199ZM104 141V140H103ZM103 141H102V144H103ZM109 141V140H108ZM108 141H106V142H108ZM120 141V142H121ZM126 141V140H125ZM138 141V140H137ZM49 142V141H48ZM105 142V144H107ZM120 142H118V143H120ZM130 142V141H129ZM132 142H133V140H132ZM136 143V142H135ZM134 143V144H135ZM138 143H139V141H138ZM194 143H196L195 141H194ZM201 143V142H200ZM51 144V143H50ZM52 144H54V143H52ZM105 144H104V146H105ZM124 144V143H123ZM213 144V143H212ZM57 145V144H56ZM112 145V144H111ZM114 145V144H113ZM117 145V144H116ZM115 145V146H116ZM214 146H212L210 149H205L204 148V146L203 145H201L202 147H201V149H198V150H200L199 152H204V156L206 157L205 158V161H203L204 163H202V164H199V163H197V162H195L194 161V153H195V151L193 150V147L191 146V145H188L187 146V148L185 149V153L183 154V156H182V158L180 159V161H179V163L178 164H172V163H169V162H161V163H159L161 166H160V171H159V173H155V172H153V171H149L150 172V179H157V181H159L160 182V190H159V192H158V195H156L155 197H156V199H154V197H153V201H150L149 199V197H148V200H147V206H150V207H148V209H149V212L147 213V212H144L143 210L145 209V208H147L146 207V204H143L144 202H142V199H144L145 197H146V195L148 194V192L151 190L150 189V186H148L149 184H150V181L148 182L149 184L148 185H145V186H141V189L140 190H137V191H132V190H130L127 186H125V189H121V193L119 194L120 196H118L117 198V201L115 202V209L111 206V204L110 203H106L107 202V200H108V197L109 196H107V200H106V202H104L105 204H107L106 206H109V204H110V206H111V208L112 209H114V211H117V213L119 212V215H117V217L115 218V216H116V213H113L114 211H112V213H113V215L115 214V216L113 217V219L114 220H112V222H111V224L113 223V224H115V226H112V225H110L111 227L110 228H108V226H107V229H105V231L107 230L108 231V233L107 234H103V233H99L100 232V230L99 231H97V230H92V229H89L88 227V223H87V219H84V218H80L79 219V225L77 226V229H76V227L75 228H72L73 230H75L76 229V232H75V234H77L76 236L77 237H79L78 239H80V243H78V244H73V245H71V246H68V245H65L64 243L66 242H63V241H61V239H59V238H56V234H55V232H51L50 231V228H49V230L47 231L48 233H49V231L51 232V234L50 235H48V237H50V242H49V246H50V248H51V252L49 253L50 255L47 257V259H45L44 261H46V264H100V263H98V260H99V258L97 257V253H99L98 252V247L99 246H104L105 248H106V250L108 249L109 250V252L111 251V249H116L117 248V246L115 245V247L116 248H114V244H115V242H117L118 244L120 243V244H122L123 245V241H122V238L123 237H125V235L123 236H121V233H122V228L124 227V226H126V225H131L132 226V228L134 229V230H136V231H138V229L139 228H137V227H139L140 226V224L142 225H144V226H146L147 228H150V229H155V230H157L158 232H159V238H158V240H157V242L155 243V249H157V250H159L160 248H159V244H160V242L162 241V240H170L171 242L173 241V243H175V246L173 247V249L171 250V252L174 254V255H176V256H178V255H184V254H186V255H191V256H199V257H202V253H204L203 252V250L204 249H206V248H203L202 246H204V247H206V246H208L209 247V244L208 245H205V244H207L208 242H205V241H207V240H205L204 238H200V237H198V236H193V235H187V234H185V233H181V232H178V231H176V232H172V231H170L169 229H165V228H162L161 226H160V222H161V220H162V218L163 217H172V210H174L173 208H174V206L176 207V210L177 211H180V213H177L176 212V216H180L181 214H183L184 215V217H185V221H187V222H190V223H195V224H198V225H204V224H209L210 225V227H212L213 225H216V224H213L212 222H207V220L204 218V216L206 215V218H208L207 216H209V213L210 212H212V211H209L208 209H210L209 207H210V205H211V207L213 206V207H217V202H216V204H215V201L216 200H209L208 198H209V193H211L210 191L212 190V189H210V188H208L206 185L204 186L205 188V190H203V192H197V194H195V195H193V196H195V197H191V196H189L188 194H187V192H186V188H185V186H186V184H187V182H186V184L185 183H182L181 181H179V180H174V174H175V172L176 171H180V172H183L185 175H188L189 176V182H192V180H196L199 184H205L204 182H203V176L204 175H210L211 173H215V170L216 171H218L217 172V174H216V178H219L220 179V181H221V185H220V189H222L223 190V192H224V188L226 187V182L228 183V181L229 180H231L232 178H234L235 177V171H228L227 173H226V175L224 176V177H222V172H223V169L225 168L224 167V165L230 160V158H232V157H234V158H240L241 156L242 157H244V156H246V155H252L253 156V153L251 152V151H249L248 149H246L245 147H243V146H241V145H239V144H237L235 141H234V139H232L230 136H226V137H221V136H219V138L214 142V144H213ZM45 146V145H44ZM59 146V145H58ZM108 146V145H107ZM114 146V147H115ZM121 146V145H120ZM132 146V145H131ZM42 147V146H41ZM61 147V146H60ZM207 147V146H206ZM59 148V147H58ZM65 148V147H64ZM93 148V147H92ZM107 148V147H106ZM110 148V147H109ZM48 149V148H47ZM101 149V148H100ZM195 149V148H194ZM44 150V149H43ZM72 150V149H71ZM107 150V149H106ZM111 150V149H110ZM205 150V151H204ZM32 151V150H31ZM41 151V150H40ZM45 151V150H44ZM67 151V150H66ZM89 151V150H88ZM107 151H109V150H107ZM114 150H112V151H109L110 153L111 152H113ZM132 151V150H131ZM134 151V150H133ZM132 151V152H133ZM38 152V151H37ZM109 152H107V153H109ZM115 152V151H114ZM130 152V151H129ZM64 153V152H63ZM83 153V152H82ZM104 153V152H103ZM139 153V152H138ZM137 153V155H139ZM73 154V153H72ZM80 154V153H79ZM90 154V153H89ZM101 154V153H100ZM112 154V153H111ZM120 154V153H119ZM224 154H228V157L227 158H223V155ZM34 155V154H33ZM41 155V154H40ZM97 155H98V153H97ZM102 155H106V154H102ZM108 155V154H107ZM127 155V154H126ZM42 156H43V153H42ZM79 156V155H78ZM108 156H110V155H108ZM114 156V155H113ZM118 156V154L115 156V157H117ZM124 156V155H123ZM131 156V155H130ZM35 157V156H34ZM71 157V156H70ZM90 157V156H89ZM101 157V156H100ZM106 157V156H105ZM122 157V156H121ZM137 157V156H136ZM196 157V156H195ZM259 157V156H258ZM261 157V156H260ZM37 158V157H36ZM81 158V157H80ZM99 158V157H98ZM104 158V157H103ZM107 158V157H106ZM109 158V157H108ZM114 158V157H113ZM127 158H129V157H127ZM253 158L254 157H252V162L251 163H249L248 164V166H246V167H243V166H241L240 165V168H239V170H240V172H241V177L238 179V181H237V183H236V188H235V190H234V193H233V197H234V199L233 200H235V201H238V200H241L242 201V206L240 205V207L238 206V205H236V207L238 206V208H239V213H238V211H237V209L236 210H234V214H236V212H237V214L235 215V217L237 218H235L236 220H239L238 222L239 223H237V224H240V222H242L243 224H245V225H247V226H245L246 228H247V230H249V228H250V230H251V228L253 229V232H251V235H252V233L255 235H264V214L260 211V210H255V209H253L252 207H251V203H252V201H253V198H254V196H255V194H256V192H257V187L256 188H254L252 185H253V182H254V179H255V175H256V171H257V168H258V165L257 164H255V160H254V162H253ZM105 159V158H104ZM112 159V158H111ZM110 158L108 159V160H111ZM122 159V158H121ZM255 159H258L257 157L255 158ZM87 160H89L90 161V159L88 158ZM116 160V159H115ZM264 160V159H263ZM118 161V160H117ZM122 161V160H121ZM238 161V160H237ZM241 161V160H240ZM92 162V161H91ZM97 162V161H96ZM101 162V161H100ZM104 162V161H103ZM102 162V163H103ZM107 162V161H106ZM116 162V161H115ZM90 163V162H89ZM94 163V162H93ZM102 163H100V165L102 164ZM108 163H109V161H108ZM107 163V164H108ZM111 163V162H110ZM121 163V162H120ZM124 163V162H123ZM233 163V162H232ZM231 163V164H232ZM36 164V163H35ZM74 164V163H73ZM81 164V163H80ZM104 164V163H103ZM106 164V163H105ZM104 164V165H105ZM235 164V163H234ZM237 164V163H236ZM235 164V165H236ZM250 164H252L251 165V167H250ZM7 165V164H6ZM31 165H33V164H31ZM87 165V164H86ZM92 165V164H91ZM123 165V164H122ZM57 166V165H56ZM88 166V165H87ZM99 166V165H98ZM107 165H105L104 167H106ZM109 166V165H108ZM190 166H193V167H195L198 171H197V173H191V172H189V167ZM238 166V165H237ZM7 167V166H6ZM76 167V166H75ZM103 167V166H102ZM110 167V166H109ZM108 167V168H109ZM116 167V166H115ZM118 167V166H117ZM83 168V167H82ZM91 168V167H90ZM95 168V167H94ZM98 168V167H97ZM97 168H96V170H97ZM112 168V167H111ZM124 168V167H123ZM73 169V168H72ZM87 169V168H86ZM101 169V168H100ZM113 169V168H112ZM135 169H137V168H135ZM260 169V168H259ZM90 170V169H89ZM102 171L104 170L105 171V174H106V171H108V170H105V169H101ZM140 170V169H139ZM232 170V169H231ZM242 170V171H241ZM30 171V170H29ZM79 171V170H78ZM78 171H77V173H78ZM113 171V170H112ZM120 171V170H119ZM133 171V170H132ZM143 171V170H142ZM113 172H115V173H117L116 172V170L115 171H113ZM113 172L112 173H110V175L112 176V178L113 177H115V178H118V176L116 177V175H114L113 176ZM121 172V174H122V172L124 173V170L123 171H120ZM148 172V173H149ZM238 172V171H237ZM81 173V172H80ZM100 173H102L101 171H100ZM114 173V174H115ZM127 173H129V172H127ZM137 172H135V174H136ZM140 173V172H139ZM144 173V172H143ZM202 173L204 174V175H202ZM242 173H244V174H242ZM245 173H247V174H249L250 175V180H249V182H248V184H247V187H246V189H245V191H244V196L242 195V192H240L241 190H242V187H243V185H245V180H246V178H247V176L245 175ZM83 174V173H82ZM103 174V173H102ZM104 174V175H105ZM108 174V173H107ZM192 174V175H191ZM17 175V174H16ZM79 175H81V174H79ZM88 175H89V173H88ZM125 175V174H124ZM3 176V175H2ZM6 176V175H5ZM40 176V175H39ZM85 176V175H84ZM109 176V175H108ZM108 176H106V177H108ZM129 176V175H128ZM127 176V177H128ZM212 176V175H211ZM14 177V176H13ZM16 177V176H15ZM77 177V176H76ZM103 178H105L104 176H102ZM126 177V178H127ZM136 177V176H135ZM140 177V176H139ZM78 178V177H77ZM109 178V177H108ZM134 178V177H133ZM133 178H131V179H133ZM222 178V179H221ZM53 179V178H52ZM78 179H80V178H78ZM87 179H89V178H87ZM97 179V178H96ZM98 179H100V178H98ZM106 179V178H105ZM110 179V181H109V183H108V180ZM108 180H106L107 182V184H110V186L108 185L107 186V184H105V182L103 183V182H101L100 180H102V179H100L99 181H100V184L99 185H103L104 186V184L106 185V188L107 187H111V177L109 178ZM119 179V178H118ZM117 179V180H118ZM122 179V178H121ZM130 179V178H129ZM159 179V180H158ZM177 179V178H176ZM86 180V179H85ZM93 180V179H92ZM95 180V179H94ZM93 180V181H94ZM115 180V179H114ZM114 180H112V182H114ZM134 180H135V178H134ZM137 180V179H136ZM79 181V180H78ZM77 181V182H78ZM84 181V180H83ZM103 181V180H102ZM116 181V180H115ZM119 181V180H118ZM118 181H116L117 182V184L120 182H118ZM127 181V180H126ZM129 181V180H128ZM133 181V180H132ZM131 181V182H132ZM139 181V180H138ZM82 182V181H81ZM80 182V183H81ZM85 182V181H84ZM83 182V183H84ZM87 182V181H86ZM89 182V181H88ZM115 182V183H116ZM123 182V181H122ZM135 182V181H134ZM217 182V181H216ZM76 183V182H75ZM96 183V182H95ZM103 183V184H102ZM133 183V182H132ZM155 183V182H154ZM172 183H174L175 184V186H176V189H174V191L176 190V196H175V194H174V196L175 197H173V201L172 202H169L168 201V198H166V190H169V189H167L168 187H169V185L170 184H172ZM67 184V183H66ZM73 184V183H72ZM79 184V183H78ZM88 184V183H87ZM97 184V183H96ZM127 184V183H126ZM135 184V183H134ZM137 184H139V183H137ZM152 184H153V182H152ZM156 184H157V182H156ZM12 185V184H11ZM69 185V184H68ZM81 185H85V184H81ZM80 185V186H81ZM116 185V184H115ZM127 185H129V184H127ZM132 185V184H131ZM173 185V184H172ZM189 185V184H188ZM187 185V186H188ZM65 186V185H64ZM86 186V185H85ZM89 186V185H88ZM88 186H87V188H88ZM98 186V185H97ZM96 186V187H97ZM102 186V187H103ZM123 186V187H124ZM137 186V185H136ZM157 186V188H159ZM174 186V185H173ZM184 186V187H183ZM216 186H218V185H216ZM215 186V187H216ZM3 187V186H2ZM91 187V186H90ZM94 187V186H93ZM102 187H100V189L102 188ZM116 187V186H115ZM118 187V186H117ZM121 186H119V188H120ZM130 187V186H129ZM81 188H82V186H81ZM92 188V187H91ZM104 188V187H103ZM112 188V187H111ZM118 188V189H119ZM126 188H128V189H126ZM139 188H140V186H139ZM207 188V189H206ZM80 189V188H79ZM109 189V188H108ZM113 190H114V187L112 188ZM135 189V188H134ZM136 189H138V188H136ZM156 189V188H155ZM219 189V188H218ZM75 190V189H74ZM82 190V189H81ZM97 190V189H96ZM107 190V189H106ZM110 190V189H109ZM112 190V191H113ZM157 190V189H156ZM155 190V191H156ZM100 191H102L103 192V190H100ZM98 192V191H96V192H98V193H95V196L94 197H96V194H99L100 195V193L101 192ZM111 191V190H110ZM109 191V192H110ZM116 191V190H115ZM119 192H120V190H118ZM158 191V190H157ZM76 192V191H75ZM79 192V191H78ZM85 192H86V189H85ZM84 192V194H88V197H89V193H85ZM89 192H91V191H89ZM108 192V193H109ZM92 193V192H91ZM91 193H90V195H91ZM106 193V192H105ZM108 193H106V194H108ZM111 193V192H110ZM110 193H109V195H110ZM114 193V192H113ZM117 193V192H116ZM237 193V194H236ZM76 194V193H75ZM78 194H80V192L78 193ZM82 194V193H81ZM80 194V195H81ZM93 194V193H92ZM102 194V193H101ZM112 194V193H111ZM150 194V193H149ZM80 195L77 197V195L75 196V197H77V198H79L80 197ZM118 195V194H117ZM85 196V195H84ZM87 197V196H86ZM85 197V198H86ZM94 197H93V195H92V197L91 198H93L94 199ZM111 197V196H110ZM114 197V196H113ZM220 197V196H219ZM102 197H101V195H100V199H101ZM147 198V197H146ZM146 198L144 199V200H146ZM152 198V197H151ZM6 199V198H5ZM70 199V198H69ZM73 199V198H72ZM92 199V200H93ZM99 199V198H98ZM104 199V201H105V197L103 198ZM103 199H102V201H103ZM111 199V198H110ZM110 199H109V202H110ZM197 199V200H196ZM54 200V199H53ZM82 200V199H81ZM80 200V201H81ZM83 200H85V199H83ZM90 200V199H89ZM96 200H97V198H96ZM211 201L210 203L211 204H209V201ZM220 200V199H219ZM232 200V201H233ZM69 201H71V200H69ZM76 202H78L77 200H75ZM75 201H73L74 203H75ZM99 201V200H98ZM114 201V200H113ZM208 201V202H207ZM217 201H218V199H217ZM230 201H231V198H230ZM9 202V201H8ZM72 202V201H71ZM70 202V203H71ZM83 203H84V201H82ZM94 202V201H93ZM214 202V203H213ZM219 202V201H218ZM11 203V202H10ZM86 203V202H85ZM91 203V202H90ZM112 203V202H111ZM240 203V202H239ZM50 204V203H49ZM81 204V203H80ZM94 204V203H93ZM102 204V203H101ZM12 205V204H11ZM70 205V204H69ZM73 204H71V206H72ZM74 205H76V204H74ZM87 205H88V203H87ZM96 205V204H95ZM113 205V204H112ZM113 205V206H114ZM142 205H145V206H143V208H142ZM4 206V205H3ZM10 206V205H9ZM54 206V205H53ZM61 206V205H60ZM79 206V205H78ZM90 207L92 206V205H89ZM89 206H87V208H89ZM105 206V207H106ZM7 207V206H6ZM48 207V206H47ZM50 207V206H49ZM69 207V206H68ZM218 207H220L219 206V204H218ZM235 207V208H236ZM70 208V207H69ZM71 208H73V207H71ZM75 208V207H74ZM80 207H78L77 209H74L75 210V212L76 213H78L79 211H78V209H79ZM83 208H85L86 209V207H83ZM93 208V207H92ZM95 208H97V207H94V210H96ZM100 208V210H101V207H99ZM110 208V207H109ZM62 209V208H61ZM82 209V208H81ZM103 209V208H102ZM106 209H108V207L106 208ZM111 209V210H112ZM147 209V210H148ZM220 209V208H219ZM53 210V209H52ZM69 210V209H68ZM73 210V211H74ZM78 212H77V211ZM80 210V209H79ZM98 210V209H97ZM99 210V211H100ZM110 210V209H109ZM232 210V211H233ZM86 211V210H85ZM93 211V210H92ZM98 211V212H99ZM106 211H108V210H106ZM236 211V212H235ZM88 212V211H87ZM96 212V211H95ZM103 212V211H102ZM143 212L145 213V214H147V215H145L144 214V216H142L143 215ZM214 212V211H213ZM52 213V212H51ZM68 213V212H67ZM71 213H72V210H71ZM81 213V212H80ZM82 213H83V211H82ZM89 213V212H88ZM87 213V214H88ZM110 213V212H109ZM218 213V212H217ZM216 213V214H217ZM16 214V213H15ZM58 214V213H57ZM66 214V213H65ZM64 214V215H65ZM74 214V213H73ZM84 214V213H83ZM101 214V213H100ZM233 214V215H234ZM55 215V214H54ZM70 215V214H69ZM75 215V214H74ZM74 215H71V216H74ZM105 215V214H104ZM106 215H107V212H106ZM111 215V214H110ZM110 215H107L108 217L110 216ZM174 215V214H173ZM48 216V215H47ZM79 216V215H78ZM91 216V215H90ZM94 216V215H93ZM98 216V215H97ZM145 216H147L146 218H144ZM175 216V217H176ZM232 216V215H231ZM42 217H44V216H42ZM56 217V216H55ZM65 217V216H64ZM67 217V216H66ZM86 217H87V215H86ZM99 217V216H98ZM223 217V216H222ZM68 218V217H67ZM79 218V217H78ZM95 218H97V217H95ZM109 218H111V217H109ZM108 218V219H109ZM227 218H229V217H227ZM45 219V218H44ZM65 219V218H64ZM71 219V218H70ZM93 219V218H92ZM103 219V218H102ZM104 219H105V217H104ZM143 219V220H142ZM231 219V218H230ZM234 219V220H235ZM66 220H68V219H66ZM88 220H89V218H88ZM91 220V219H90ZM96 220V219H95ZM95 220H94V223L93 224H95ZM45 221H46V219H45ZM63 221V220H62ZM71 221L72 220H70V226L72 227L73 225V223H71ZM97 221V220H96ZM230 221V220H229ZM77 222V221H76ZM90 222H92V221H90ZM99 222V221H98ZM104 222V221H103ZM232 222H234V221H232ZM68 223V222H67ZM78 223H76V224H78ZM105 223V222H104ZM104 223H102V224H104ZM140 223V224H139ZM235 223H236V221H235ZM64 224V223H63ZM107 224H108V221H107ZM139 224V225H138ZM213 224V225H212ZM229 224H230V222H229ZM237 224H235V225H237ZM75 225V224H74ZM106 225V224H105ZM205 225V226H206ZM212 225V226H211ZM234 225V224H233ZM64 226H65V224H64ZM67 226H68V224H67ZM94 226V225H93ZM231 226H232V224H231ZM231 226H230V228H231ZM240 226H242V224L240 225ZM103 227V226H102ZM210 227H208V228H210ZM69 228V227H68ZM67 228V229H68ZM99 228V227H98ZM141 228V227H140ZM242 228V227H241ZM241 228H239V225L238 226H232V228H231V232H233V233H235L234 235H238V236H240V234L241 233H243L242 232V230H241ZM52 229V228H51ZM94 229H97V228H95L94 227ZM104 229V228H103ZM142 229V228H141ZM140 229V230H141ZM54 230V229H53ZM131 230V229H130ZM139 230V231H140ZM245 230V229H244ZM62 231H63V229H62ZM67 231V230H66ZM72 231V230H71ZM104 230H103V232H105ZM127 231V230H126ZM64 232L65 231H63V234H64ZM72 232H74V231H72ZM124 232V231H123ZM47 233V234H48ZM71 233V232H70ZM125 233V232H124ZM128 233V232H127ZM141 233V232H140ZM139 232H137V233H134V234H137L136 236H135V239L132 241V243L131 244H129V246H127L126 245V247H123L122 248V250H121V252H120V254H119V257L118 256H115L114 257V255L112 256V257H110L109 258V261H107V263H104V264H144V259L145 258H142L141 259V257L139 258V254L140 253H142L141 252V249L142 248H140L142 245V238L140 237V234ZM245 233H246V231H245ZM250 233V232H249ZM6 234V233H5ZM9 234V233H8ZM44 234V233H43ZM68 234H69V232H68ZM72 234V233H71ZM70 234V237L72 236ZM74 234V235H75ZM133 234V233H132ZM247 234V233H246ZM58 235V234H57ZM79 235V236H78ZM245 235V234H244ZM250 235V236H251ZM248 236H249V234H248ZM67 237V236H66ZM251 237H253V236H251ZM257 237V236H256ZM260 237V236H259ZM4 238V237H3ZM8 238V237H7ZM65 238V237H64ZM68 238H69V235H68ZM72 238V237H71ZM141 238V239H140ZM261 238V237H260ZM59 239V240H58ZM66 239V238H65ZM127 239V238H126ZM241 239V238H240ZM259 239V238H258ZM261 239H263V238H261ZM49 240V239H48ZM73 240H74V238H73ZM129 240V239H128ZM248 240V239H247ZM68 241H70V240H67V243H68ZM77 241V240H76ZM122 241V242H121ZM125 241V240H124ZM127 242V241H126ZM233 242V241H232ZM247 242V241H246ZM6 243V242H5ZM260 243V242H259ZM124 244H125V242H124ZM258 244V243H257ZM12 245V244H11ZM48 245V244H47ZM141 245V246H140ZM225 245V244H224ZM33 246V245H32ZM119 246V245H118ZM235 246V245H234ZM12 247V246H11ZM113 247V248H112ZM202 247V248H201ZM2 248V247H1ZM49 248V247H48ZM62 248H65V252H66V249H67V251H68V255L66 254V259H64L63 258V256H61L62 255V253L60 252V250L62 249ZM14 249V248H13ZM32 249V248H31ZM5 250V249H4ZM64 250V249H63ZM101 250V249H100ZM105 250V251H106ZM107 250V251H108ZM143 250V249H142ZM201 250V251H200ZM206 250H208V249H206ZM257 250H259V249H257ZM29 251V250H28ZM62 251V250H61ZM104 251V250H103ZM106 251V252H107ZM120 251V250H119ZM117 252V251H116ZM200 252V253H199ZM263 252V251H262ZM102 254H103V252H101ZM101 253H99V254H101ZM112 252H110V254H111ZM170 253V252H169ZM245 253V252H244ZM259 253H261V252H259ZM65 254H64V256H65ZM109 254V255H110ZM117 254V253H116ZM117 254V255H118ZM104 255H106V253L104 254ZM108 255V256H109ZM33 256H35V255H33ZM40 256V255H39ZM42 256V255H41ZM99 256V255H98ZM142 256V255H141ZM264 256V255H263ZM36 257V256H35ZM232 257V256H231ZM98 258V259H97ZM233 258V257H232ZM106 259V258H105ZM39 260V259H38ZM41 260V259H40ZM43 260V259H42ZM41 260V261H42ZM33 261H35V260H33ZM105 261V260H104ZM37 263V262H36ZM39 263V262H38ZM45 263V262H44ZM102 264V263H101ZM150 264V263H149ZM168 264V263H167ZM213 264V263H212ZM256 264V263H255Z\"/></svg>",
	"mask_w": 264,
	"mask_h": 264
},
{
	"label": "crops",
	"instance_id": "crops-1",
	"mask_svg": "<svg viewBox=\"0 0 264 264\" xmlns=\"http://www.w3.org/2000/svg\"><path fill=\"white\" fill-rule=\"evenodd\" d=\"M154 2H157V5L155 9H152L150 7ZM181 4L182 0H151L144 12L145 30L149 32L147 36L149 41L145 46L148 68L185 76L179 77L187 92L183 103H178L172 115L169 122L171 127L162 123L158 128L159 131L153 130L159 136L158 139L169 140L163 145L166 146L165 158L154 160V162L167 161L174 165L178 164L187 146L191 145L195 151L194 161L202 164L206 157L204 152H199L198 149H201V145L205 149H210L219 136H230L237 144L253 153L263 152L264 143L255 141L246 132L239 130L234 133L239 127L234 125L231 119L234 118L246 95L245 91L248 90L246 87L248 84L250 86L254 73L259 68L264 69V0H211L212 16L203 17L197 31H186L180 27ZM231 15L239 18L237 37L223 69L220 68L221 70L218 71L221 59L213 58L214 49L221 38L231 33L221 16ZM210 62L215 65L213 63L210 65ZM215 66L217 67L213 68ZM210 69H213V72ZM212 74H215V77ZM178 90L180 88H176V93ZM258 96L259 94L256 98ZM256 98L242 127L258 110ZM251 122H253L252 119ZM248 159V155L240 158L232 157L224 165L222 177L228 171H235V177L228 181L224 191L237 176L241 175L240 165L246 167ZM160 166H153L154 169L151 171L158 172ZM188 170L191 173L198 171L193 166H190ZM209 179L215 185L221 183L219 178ZM165 221L163 225L166 224L167 229L171 227L178 232L193 236L203 235L194 224L182 220ZM144 234L143 248L146 243L144 253L148 258L160 260L164 257L168 264H198L200 262L199 256L174 255L171 252L174 244L170 242H160V249L157 250L155 249L157 237L149 231ZM152 239L154 241L150 245L149 242ZM165 253L167 255H164Z\"/></svg>",
	"mask_w": 264,
	"mask_h": 264
}]
</instances>
